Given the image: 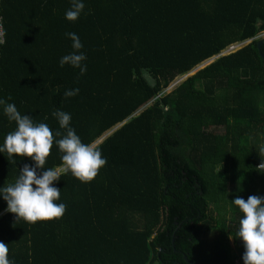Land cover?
<instances>
[{"label": "trees", "instance_id": "16d2710c", "mask_svg": "<svg viewBox=\"0 0 264 264\" xmlns=\"http://www.w3.org/2000/svg\"><path fill=\"white\" fill-rule=\"evenodd\" d=\"M0 0V99L53 143L44 168L61 164L70 114L85 144L122 123L98 145L106 163L88 183L70 173L54 182L61 217L27 223L0 199V241L12 264H243L235 236L242 213L231 200L264 196V0ZM83 47V75L61 56ZM251 39L187 76L228 46ZM78 89L65 98L66 89ZM152 103L138 113L148 102ZM0 105V143L15 123ZM0 154V186L27 157Z\"/></svg>", "mask_w": 264, "mask_h": 264}, {"label": "clouds", "instance_id": "9594fccd", "mask_svg": "<svg viewBox=\"0 0 264 264\" xmlns=\"http://www.w3.org/2000/svg\"><path fill=\"white\" fill-rule=\"evenodd\" d=\"M84 9L83 0H70V7L64 13L68 21H75ZM64 35L71 40V49L60 57L58 66L68 64L79 69L78 75H83L86 65L84 52L79 51L83 45L74 32ZM78 89H66L65 98L75 96ZM2 111L8 121L15 123V129L5 134L0 143V154L7 153L9 159L27 157L32 162L25 163L19 169V174L11 184L0 186V199L5 204V210L14 214L15 220L23 219L27 223L48 221L62 216L65 210L59 199L60 189L55 186L61 174L70 173L81 183L90 182L98 170L106 163L98 147L91 143L85 144L69 125L70 114L60 109L54 110L51 115L57 120L64 134L57 131L55 144L60 151L61 164L56 168H44L53 143V133L43 122L34 123L32 118L21 115L12 103L0 99ZM264 152V148L261 149ZM257 169L264 171V161L257 165ZM242 213L235 236L243 243V264H264V196L249 195L245 200L239 196L231 200ZM7 244L0 241V264H12L8 258Z\"/></svg>", "mask_w": 264, "mask_h": 264}, {"label": "rangeland", "instance_id": "374dc122", "mask_svg": "<svg viewBox=\"0 0 264 264\" xmlns=\"http://www.w3.org/2000/svg\"><path fill=\"white\" fill-rule=\"evenodd\" d=\"M257 38H264V31L261 32ZM251 41V39H248V40H245L243 42H238V43H235V44H232L230 46H228L226 49H224L220 54L218 55H215L207 60H205L204 62H202L201 64H199L198 66H196L192 71L186 73V74H183V75H180L178 77H176L175 80H173L169 86L165 89V92H170L171 90H173L177 84H179L181 81H183L187 76L189 75H192L194 74L198 69L204 67L205 65L209 64L210 62H212L215 58H217L218 56L220 55H223V54H226L230 51H233V50H236L242 46H244L245 44L249 43ZM152 103V101L148 102L146 105H144L143 107H141L139 110H138V113L140 111H142L143 109H145L147 106H149L150 104ZM120 124H117L116 126H114L113 128H111L110 130L106 131L101 137H99L98 139H96L92 145L95 147L96 145H98L104 138H106L108 135H110L115 129H117L120 125Z\"/></svg>", "mask_w": 264, "mask_h": 264}, {"label": "built area", "instance_id": "2783aa9c", "mask_svg": "<svg viewBox=\"0 0 264 264\" xmlns=\"http://www.w3.org/2000/svg\"><path fill=\"white\" fill-rule=\"evenodd\" d=\"M5 41V36H4V25L2 21V16L0 14V45L4 43ZM0 57H1V47H0Z\"/></svg>", "mask_w": 264, "mask_h": 264}, {"label": "water", "instance_id": "95a60500", "mask_svg": "<svg viewBox=\"0 0 264 264\" xmlns=\"http://www.w3.org/2000/svg\"><path fill=\"white\" fill-rule=\"evenodd\" d=\"M263 40H264V38H261V39L258 41V43H257L259 50H260V48H261V45H262ZM261 56H262L263 59H264V54H263V53H261Z\"/></svg>", "mask_w": 264, "mask_h": 264}]
</instances>
